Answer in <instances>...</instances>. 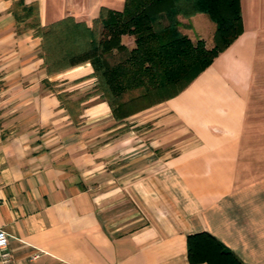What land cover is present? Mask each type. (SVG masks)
<instances>
[{"label": "crops", "instance_id": "1", "mask_svg": "<svg viewBox=\"0 0 264 264\" xmlns=\"http://www.w3.org/2000/svg\"><path fill=\"white\" fill-rule=\"evenodd\" d=\"M124 3L0 0V264H190L200 231L264 264V0H240L241 34L178 94L116 118L88 61L47 71L32 24ZM204 15L180 31L213 40Z\"/></svg>", "mask_w": 264, "mask_h": 264}, {"label": "trees", "instance_id": "2", "mask_svg": "<svg viewBox=\"0 0 264 264\" xmlns=\"http://www.w3.org/2000/svg\"><path fill=\"white\" fill-rule=\"evenodd\" d=\"M196 13L215 25L211 46L179 29V15ZM32 25L42 37L47 71L88 61L116 118L178 94L243 30L240 0H125L122 10L101 9L92 26L72 18ZM123 35L133 36L132 48ZM186 251L190 264H245L207 231L188 234Z\"/></svg>", "mask_w": 264, "mask_h": 264}, {"label": "built area", "instance_id": "3", "mask_svg": "<svg viewBox=\"0 0 264 264\" xmlns=\"http://www.w3.org/2000/svg\"><path fill=\"white\" fill-rule=\"evenodd\" d=\"M7 243L8 235L5 230L0 228V257L4 262H9L11 260L10 254L6 251Z\"/></svg>", "mask_w": 264, "mask_h": 264}, {"label": "rangeland", "instance_id": "4", "mask_svg": "<svg viewBox=\"0 0 264 264\" xmlns=\"http://www.w3.org/2000/svg\"><path fill=\"white\" fill-rule=\"evenodd\" d=\"M204 16L206 17V15H204ZM207 20H208V22H211L209 19H207ZM211 24H212V26H213V28H214L213 23H211ZM197 38H200V37H197ZM197 38H196V39H197ZM196 39H194L193 41H195ZM202 39L205 41V43H206L207 46H211V45H212V39H211V40H210V39L207 40L206 37H205V38H202Z\"/></svg>", "mask_w": 264, "mask_h": 264}]
</instances>
